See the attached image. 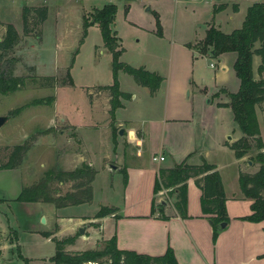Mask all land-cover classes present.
I'll list each match as a JSON object with an SVG mask.
<instances>
[{
  "label": "crops",
  "instance_id": "obj_1",
  "mask_svg": "<svg viewBox=\"0 0 264 264\" xmlns=\"http://www.w3.org/2000/svg\"><path fill=\"white\" fill-rule=\"evenodd\" d=\"M201 1L205 2L207 10L205 19H208L202 20L201 23L204 37L210 25L214 27L212 20L224 11H229L226 8L229 4L232 7L236 5L238 9L237 12L231 10L230 20L233 21V18L241 13L236 3L241 0ZM259 1L261 0H249L246 9ZM177 2L178 0H133L129 4L127 11L129 24L143 29L145 35L151 39L150 47L145 52L147 56L141 57L138 64L132 65L157 74L163 81L156 93L150 95L147 88L137 85L135 81L127 80L124 76L126 74L118 71L119 91L130 97L120 100L121 107L115 110L112 124L108 115L110 110L108 94L103 92L95 94L96 98L92 99L91 106L99 103L104 108L107 117L103 128L111 142L110 152L102 159L103 165L98 170L93 167L94 163L90 157L81 154L80 149L76 151L79 156L77 168L86 163L97 172L91 183L92 201L89 204L56 209L52 204L33 203L42 206L38 212V219L43 218L44 224L49 225L48 231L42 233L53 232L49 238H43L50 242L52 237L63 240L71 236L75 238L72 247L84 246L89 240L88 233L92 230L90 226L94 225L100 239L95 241L92 249L85 250H93L97 245H101L100 242L114 236L119 251L125 250L154 257L163 256L168 249H172L178 264H264V220L254 223L242 219L251 215L252 202L243 198L238 182L240 172L255 174L260 164H252L249 157L238 160L235 158L234 152L226 144L236 142L242 134L240 132L236 136V131L229 127L234 125L237 129L231 110L217 107L219 103H227V94H234L239 88V79L233 70L236 53H224L216 59L213 58L216 64L210 63L209 67L215 69L218 66V71L212 81L200 76L198 58L210 60L207 54L203 55L195 48L204 37L200 38L201 35L193 40L190 31L187 37L183 34L184 31L180 33L176 28H170L174 22L173 8L181 13L182 17L185 14L183 8L179 10L176 7ZM217 5H223L224 8L214 14L213 8ZM133 15L142 18V22L146 20L147 29L139 25L140 22L138 23ZM244 18L236 28L223 33L231 34L234 30L240 29ZM156 22L161 29V36L156 33ZM116 37L118 38L117 31ZM212 52L209 55H213ZM228 76L233 77L235 81L230 82ZM253 77L259 79L257 71L253 73ZM101 95L103 98H100L104 100L102 102L99 98ZM98 125L97 123L93 129H99ZM112 129L116 132H112ZM120 129L123 132L122 136L118 133ZM260 139L264 146L261 129ZM80 143L82 149L84 144ZM52 146L55 145L51 144ZM262 150L264 152V148ZM160 156L164 158L162 162L153 161V157ZM203 161L215 166L227 199L225 210L230 222L218 233L215 241L210 220L202 215L201 191L193 179L186 182L188 219L177 217L173 198H167L166 192L161 191L155 195L153 193L154 181L160 169L173 168L182 162L196 166ZM22 165L12 170L1 169L0 173L11 176L9 179L19 177ZM109 165L116 166L115 172L119 171L121 174L120 178H117L116 188L112 184L114 178L109 177L112 176ZM225 169L233 171L223 172ZM124 173L126 184L123 182ZM100 176L106 180L105 182L112 183L111 186L105 184L107 195L88 215L87 212L93 207L95 200L94 185ZM153 199L155 212L151 215ZM101 207L115 208L116 212L95 219ZM160 207L162 211L158 210ZM70 208L82 210L79 209V212H73L74 215H71L67 211ZM161 214L167 219L160 218ZM80 229L83 231L82 234L79 233ZM10 230L8 227V230L6 228L0 231V236L6 237L5 233H9Z\"/></svg>",
  "mask_w": 264,
  "mask_h": 264
},
{
  "label": "rangeland",
  "instance_id": "obj_2",
  "mask_svg": "<svg viewBox=\"0 0 264 264\" xmlns=\"http://www.w3.org/2000/svg\"><path fill=\"white\" fill-rule=\"evenodd\" d=\"M248 2L249 0L236 2L241 13L237 14L233 21L230 20L232 6L229 4L226 7L229 11H224L212 20L214 28L222 33L236 28L246 14ZM112 4L115 5L116 10L111 30L115 33L117 31L118 48L124 50L118 60L133 66L132 64H138L141 57L147 56L145 52L150 47L151 39L145 35L143 29L129 24L126 11L131 1L0 0V40L6 36L5 31L9 24L18 33V42L15 46L7 53L0 51V72L24 77L28 84L24 91L8 96L0 95V116H10L9 113L13 110L37 99H52L50 105L29 106L19 115L11 117L0 128L1 164L7 163L11 153L10 148L14 145H28L32 148L23 159L19 177L9 179L11 176L0 173V199H3L0 202V231L6 228L8 230V227L11 229L9 233H5L6 237L0 236V264H53L51 258L55 254V244L52 240L47 242L42 236V231H48L49 225L42 223V218L38 219V212L42 206L16 202L15 197L18 192L22 191L21 187H30L50 169L65 171L77 168L79 156L76 151L79 149L81 154L93 160V167L98 170L103 165L102 159L105 158L107 152H110L111 142L103 128L107 117L104 108L99 103L96 106H91V104L96 98L95 94L98 93L96 90L99 86H110L113 83L111 54L103 46L101 31L97 25L87 29V37L82 44L79 45V42L83 35L84 20L90 22L95 10ZM176 4L179 10L183 8L185 14L182 17L181 13L173 8L174 22L170 28H176L180 33L184 31L183 34L187 37L190 31L193 40L198 39L202 35V20H208L205 19L207 11L205 2L178 0ZM25 6L31 9L46 6L48 10V17L44 23L36 28L35 33L31 32L27 35L23 33L21 15L22 8ZM133 18L147 29L146 20L142 22V18L134 15ZM211 27L213 26L210 25ZM29 29L31 30L32 27L30 26ZM203 37L204 35L200 38ZM255 47H258V44ZM77 52L79 53L75 55ZM207 57L210 60L203 57L198 58V73L204 79L212 81L214 74L218 71V66L211 69L210 63L216 64V62H213L211 55L207 54ZM252 60L253 73H256L261 61L255 55ZM67 72L74 83L73 86L69 83ZM34 76L37 78L52 76L56 80V86L53 89H39L28 79ZM124 76L127 80L133 81L128 75ZM229 76L227 78L231 80L230 82L235 81ZM102 98H100L101 102L104 101ZM255 110L264 140V103L257 106ZM97 123L100 126L99 129H93ZM229 127L236 131V136L240 133L234 125ZM79 141L84 144L82 149ZM51 144L55 146L51 147ZM259 152L264 153L263 150H254L250 153L253 160L251 163L254 165L258 164L257 154ZM232 171L233 169H225L223 172L231 173ZM111 174L112 176L109 177L114 178L111 183L116 188L117 178H120L121 174L119 171L111 172ZM36 179L38 180L33 182ZM105 181L101 176L97 179L94 185L95 200L93 207L87 212L88 215L97 204L100 205L107 195L105 184L109 186L111 183ZM51 187L64 195L71 190L72 183L64 185L53 183ZM163 191L167 195L168 192ZM167 198L165 197L166 200ZM49 207L53 208L52 205ZM79 209L82 210V208H70L67 211L74 215L73 212H79ZM90 227L92 230L88 233L89 240L85 245H77L75 248L71 245L65 246L66 254L77 252L73 251L75 249L85 250L94 247L95 241L100 239V236L96 226L91 225ZM14 239L17 240L16 243L13 242ZM102 243L100 242L101 245H97L95 249L102 248ZM99 263L110 264L108 258H103Z\"/></svg>",
  "mask_w": 264,
  "mask_h": 264
},
{
  "label": "trees",
  "instance_id": "obj_3",
  "mask_svg": "<svg viewBox=\"0 0 264 264\" xmlns=\"http://www.w3.org/2000/svg\"><path fill=\"white\" fill-rule=\"evenodd\" d=\"M26 1V0H24ZM127 2L133 0H125ZM223 5H217L213 8V13L222 11ZM232 9L237 12V6ZM116 7L114 4L104 6L100 10H95L90 22L85 19L83 22V35L79 42L82 44L86 38L87 29L97 25L101 31L103 46L110 52L112 59V85L99 86L96 92L107 93L110 99V124L114 121V112L121 107V99H128L130 96L122 94L119 91V82L117 81L118 71H122L135 81L141 87L147 88L150 95L156 93L162 83L161 77L153 72L146 71L143 67L135 68L119 62V57L124 52L118 48L117 37L111 25L115 16ZM47 7L22 8V28L25 35L36 32V28L47 19ZM127 12V11H126ZM32 27L30 30L29 27ZM240 29L234 30L231 34H224L221 31L211 27L207 30L205 37L195 48L203 55L213 51L212 58L216 59L224 53H236L233 70L236 78L239 79V88L235 94H227L228 102L219 103L217 107H226L233 113V121L240 130L242 136L236 142L226 144L235 154L238 160L243 157H249L253 163L250 153L254 150L261 151L264 146L260 139V129L258 127L257 114L255 108L264 103V0L252 4L246 13ZM157 35L161 36V29L156 22ZM6 36L0 40V51L9 52L18 42V33L14 27L9 24L6 27ZM258 44V47L255 45ZM79 52L75 53L77 55ZM257 56L261 61L257 68L259 79L253 77V56ZM2 58V57H1ZM67 78L71 86L72 83L69 72ZM31 84L39 89H53L56 86L55 78L45 76L41 78L31 77ZM24 77H16L6 72H0V95L8 96L18 91L26 90L28 84ZM52 99H37L33 102L10 112V116H17L29 106L50 105ZM112 132H116L112 129ZM31 147L28 145H14L11 149L7 163H0V170H12L19 167L25 155ZM259 169L255 174H246L240 172L238 182L244 199L252 202L250 206L251 215L242 218L249 222H260L264 220V153L257 154ZM97 172L88 164L82 163L79 168L74 170L50 169L37 182L30 187L22 189L20 195L15 199L19 203H43L52 204L56 209H64L70 206H81L89 204L92 201V186ZM193 179L194 183L201 191V212L208 217L212 226L213 241L222 232L219 226L222 223L228 224L229 217L226 214L225 203L227 199L223 193L222 182L214 165L203 161L200 165H189L182 162L174 165L173 168L160 169L154 181V195L165 190L168 198H173V206L177 217L188 219L187 216V180ZM72 183V188L66 194L61 195L58 190H54L53 183L64 185ZM123 182L126 184V175L124 173ZM1 202V200H0ZM154 199L151 215L154 210ZM162 211L160 207L158 209ZM116 212L115 208L101 207L95 215L101 218ZM160 218L166 220L164 215ZM53 232L42 233V236L49 238ZM55 244V254L51 258L53 264H100V260L108 258L110 264H178L172 252L168 249L163 256H148L125 250H118L116 247V237L103 241L102 248L94 250H85L84 252L68 253L64 252V247L74 243V237H67L63 240L51 238Z\"/></svg>",
  "mask_w": 264,
  "mask_h": 264
},
{
  "label": "water",
  "instance_id": "obj_4",
  "mask_svg": "<svg viewBox=\"0 0 264 264\" xmlns=\"http://www.w3.org/2000/svg\"><path fill=\"white\" fill-rule=\"evenodd\" d=\"M212 54H213V52H212ZM10 118H11V116H0V128H1V127H2V126H3L8 120H10ZM118 133H119V135H121V136L123 135V132H122L121 129L118 131ZM228 139L230 140V138H228ZM248 164H250V162H248ZM250 165H251V164H250ZM108 168L110 169L111 172H115V171L117 170L116 166H114V165H109ZM41 222H42V223H45L43 218L41 219ZM226 225H227L226 223H222V224L219 226V229H220V230L224 229V228L226 227ZM79 233H80V234L83 233L82 229L79 230Z\"/></svg>",
  "mask_w": 264,
  "mask_h": 264
},
{
  "label": "built area",
  "instance_id": "obj_5",
  "mask_svg": "<svg viewBox=\"0 0 264 264\" xmlns=\"http://www.w3.org/2000/svg\"><path fill=\"white\" fill-rule=\"evenodd\" d=\"M211 67H213V65H211ZM164 160L163 157H153V161H156V162H162Z\"/></svg>",
  "mask_w": 264,
  "mask_h": 264
}]
</instances>
